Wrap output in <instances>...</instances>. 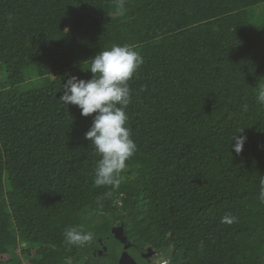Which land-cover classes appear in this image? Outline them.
Here are the masks:
<instances>
[{"label": "trees", "instance_id": "trees-1", "mask_svg": "<svg viewBox=\"0 0 264 264\" xmlns=\"http://www.w3.org/2000/svg\"><path fill=\"white\" fill-rule=\"evenodd\" d=\"M116 3L0 0V264H118L147 247L167 264H264V0H126L124 17ZM113 44L144 59L126 109L137 151L117 188L93 183L95 114L59 100ZM72 226L97 240L66 245Z\"/></svg>", "mask_w": 264, "mask_h": 264}, {"label": "clouds", "instance_id": "clouds-1", "mask_svg": "<svg viewBox=\"0 0 264 264\" xmlns=\"http://www.w3.org/2000/svg\"><path fill=\"white\" fill-rule=\"evenodd\" d=\"M126 13V0H117L115 15L124 17ZM143 63L144 59L135 46L113 44L91 59L90 66L85 69L93 74L90 79L71 76L62 84L63 94L59 97L62 104L78 106L85 117L95 114L84 135L99 157L93 176V183L98 187L117 188L123 183L125 177L122 173L127 168V161L137 151V144L127 126L126 109L131 103L129 81ZM257 101L264 105V90L258 92ZM244 129L231 136L230 149L237 154L243 151L247 141V136L242 134ZM259 183V198L264 201V178ZM236 221L237 217L229 214L221 219V223L228 225ZM97 238L93 231L80 226L68 227L63 232L66 245L81 249L89 247Z\"/></svg>", "mask_w": 264, "mask_h": 264}, {"label": "water", "instance_id": "water-1", "mask_svg": "<svg viewBox=\"0 0 264 264\" xmlns=\"http://www.w3.org/2000/svg\"><path fill=\"white\" fill-rule=\"evenodd\" d=\"M112 235L116 240H118L122 244H130L129 239L124 232L123 224H120L119 226L115 227L112 230ZM105 249L106 247H103L100 253H102ZM155 254V251L150 247H147L145 251L138 249H128L125 255L118 259V264H137V262L138 264H151V258ZM134 258L137 260V262Z\"/></svg>", "mask_w": 264, "mask_h": 264}, {"label": "rangeland", "instance_id": "rangeland-1", "mask_svg": "<svg viewBox=\"0 0 264 264\" xmlns=\"http://www.w3.org/2000/svg\"><path fill=\"white\" fill-rule=\"evenodd\" d=\"M0 80H3L0 77ZM30 83L29 81H26L24 84L21 85L22 90H25L27 87H30ZM23 245V247H26V243H21ZM128 250V248H127ZM15 261L17 262V264H28L26 261L25 256L20 255L18 257L15 258ZM163 262H166V259L164 257H162L160 254H155L152 258H151V263H155V264H162Z\"/></svg>", "mask_w": 264, "mask_h": 264}, {"label": "flooded vegetation", "instance_id": "flooded-vegetation-1", "mask_svg": "<svg viewBox=\"0 0 264 264\" xmlns=\"http://www.w3.org/2000/svg\"><path fill=\"white\" fill-rule=\"evenodd\" d=\"M103 247H106V249H107V246L106 245H101V249L99 250V251H97V254L98 255H102V254H104V253H100V251L103 249ZM106 249H105V251H106ZM129 249V248H128ZM143 251H145V250H143ZM144 260V259H143ZM152 264V263H151ZM153 264H155V263H153ZM162 264H167L166 262H163Z\"/></svg>", "mask_w": 264, "mask_h": 264}]
</instances>
